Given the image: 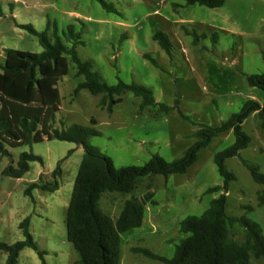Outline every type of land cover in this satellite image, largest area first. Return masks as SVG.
I'll use <instances>...</instances> for the list:
<instances>
[{
	"label": "rangeland",
	"instance_id": "1",
	"mask_svg": "<svg viewBox=\"0 0 264 264\" xmlns=\"http://www.w3.org/2000/svg\"><path fill=\"white\" fill-rule=\"evenodd\" d=\"M114 7L107 12L94 0H0V65L5 50L37 54L42 51L36 37L16 27L30 25L37 32L47 21L55 24L67 47L71 46L62 32L72 27L79 34L76 53L90 61L93 71L107 85L118 81L149 88L158 103L177 107L167 114L158 109L139 111V98L131 93L122 96L111 114L100 108V96L86 90L72 97L73 89L83 79L74 77V66L57 84L60 111L53 128L65 130L72 125L92 127L99 135L89 139L114 166H141L152 156L165 161L179 158L197 140L198 124L216 126L242 104L253 99L261 102V92L246 84L243 74L264 72V0H225L219 8L185 6L184 0H104ZM155 30L164 32L173 45L166 55L152 40ZM189 32L206 34L207 39L193 43ZM216 33L213 43L210 35ZM49 40L52 36L49 34ZM154 59L155 68L144 59ZM91 119L96 122L91 125ZM250 143L239 156L225 161L234 176L229 185L227 214L245 216L257 223L264 236V205L257 206L255 184L242 165L245 161L264 173V131L256 113L242 125ZM233 142L231 131L214 138L199 151L197 162L183 175L167 179L156 177L153 200L147 204L141 227L120 235L119 264H161L140 254L134 247L169 259L182 235L180 222L188 216H200L220 192L205 194L208 188L220 186L222 179L212 161L213 156ZM0 152V242L12 245L22 241L19 224L29 217V233L38 251L44 252L45 264H75L78 256L66 240V211L73 181L83 155L82 148L65 141H43L30 146L6 148ZM22 153L39 156L42 163L30 162L20 178L8 177L3 170L16 168ZM59 165L54 192L33 190L31 198L24 191L32 183H53L52 173ZM144 184V183H143ZM141 190L136 193L141 194ZM127 197L103 193L99 210L117 216ZM234 240H243L244 231L235 226ZM0 252V264L6 261ZM17 264H41L36 251L24 248ZM250 264H264L251 260Z\"/></svg>",
	"mask_w": 264,
	"mask_h": 264
},
{
	"label": "trees",
	"instance_id": "2",
	"mask_svg": "<svg viewBox=\"0 0 264 264\" xmlns=\"http://www.w3.org/2000/svg\"><path fill=\"white\" fill-rule=\"evenodd\" d=\"M107 12L115 9L104 0H94ZM185 6L198 5L209 9L219 8L225 0H184ZM16 27L36 37L42 51L37 54L5 50V60L0 65V152L8 155L6 148L30 146L43 141H65L82 148L83 155L73 181L72 191L66 211V240L78 256L75 264H119L120 235L141 227L147 204L155 205L153 200L155 178L167 179L172 175H183L198 159L200 150L221 134L231 131L233 142L227 148L213 156V163L222 179L220 186L208 188L205 194H220L212 199L208 208L200 216H188L180 222L179 233L182 238L175 246L171 258L166 259L151 251L134 247L131 251L161 264H250L251 260H264V236L259 225L245 216L230 217L227 214L226 194L234 176L227 171L225 161L239 156L245 150L250 137L243 131L242 125L253 113H256L264 131V72L260 74H243L246 84L261 92V102L246 100L240 110L231 114L225 121L216 126L198 124L194 132L197 138L188 146L182 155L173 160L165 161L158 155L152 156L141 166L115 167L111 159L91 145L90 137L99 133L92 127L72 125L65 130L53 128L55 115L60 111L58 82L69 73V65L74 66V77H81L73 89L72 97L86 90L92 96H100L98 105L111 114L115 105L122 102V96L131 93L139 98V111L158 109L167 114L176 109L181 118H187L177 107L155 101L152 91L135 83L118 81L114 85L102 82L92 69L90 61L81 60L76 48L80 44L78 33L68 27L62 36L71 43H64L58 34L55 24L47 21L45 29L37 32L30 25ZM49 34L52 41L49 40ZM193 43L207 39L206 34L189 32ZM215 43L217 34L210 35ZM152 40L168 56H171L173 45L168 36L155 30ZM155 68L156 61L148 55L143 56ZM91 125L96 122L91 119ZM42 163L39 156L22 153L16 168L9 165L3 170L8 177L20 178L29 168V163ZM252 181L261 186L257 192V206L264 205V173L258 166L241 161ZM60 176L59 165L52 173L53 183L30 184L24 191L31 198L33 190L54 192L58 189L56 178ZM144 183V184H143ZM141 190V194L137 195ZM118 194L127 197L117 216H110L99 210V201L103 193ZM238 226L244 231L243 240H234L231 230ZM22 241L12 245L0 242V252L6 253L4 264H17L19 253L24 248L37 252L41 264L44 252L38 251L29 233V217L20 224Z\"/></svg>",
	"mask_w": 264,
	"mask_h": 264
}]
</instances>
